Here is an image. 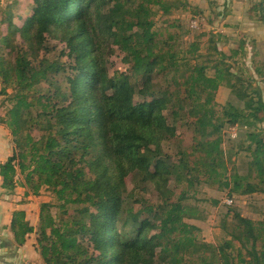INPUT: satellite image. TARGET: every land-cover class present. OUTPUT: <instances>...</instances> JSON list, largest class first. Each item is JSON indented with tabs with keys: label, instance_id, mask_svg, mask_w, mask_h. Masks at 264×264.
Listing matches in <instances>:
<instances>
[{
	"label": "trees",
	"instance_id": "1",
	"mask_svg": "<svg viewBox=\"0 0 264 264\" xmlns=\"http://www.w3.org/2000/svg\"><path fill=\"white\" fill-rule=\"evenodd\" d=\"M173 2L33 0L23 26L14 22L12 5L0 8V81L3 92L12 85L14 91L13 107L0 123L15 146L0 166L2 187L13 192L21 178L27 194L39 195L43 187L54 194L59 212L43 203L36 232L44 264H264V218L232 212L231 227L222 224L227 238L215 246L201 244V228L189 222L203 219L189 203L190 190L201 184L226 190L231 199L264 195V101L232 71L229 61H237L241 46L229 55L215 47L208 75L203 62L211 55L190 65L200 58L196 48L181 57L170 43L173 36L160 40L155 7L169 15L180 4ZM248 14L264 26V0ZM12 30L30 45L31 55L16 45ZM46 33L65 41L66 61L34 64V49L42 48ZM101 37L124 54L127 71L110 75ZM50 72L63 74L62 85L37 89ZM157 75L166 77L165 87L155 85ZM222 86L246 108L228 103L218 111ZM178 124L192 130L193 142L175 161L164 144L177 137ZM232 126L248 129L236 151L223 147ZM240 152L250 159L246 173L233 160ZM130 175L162 191L157 202L144 206L145 218L125 206ZM171 180L185 186L177 198L167 191ZM11 229L18 245L34 232L23 210L13 213Z\"/></svg>",
	"mask_w": 264,
	"mask_h": 264
},
{
	"label": "rangeland",
	"instance_id": "2",
	"mask_svg": "<svg viewBox=\"0 0 264 264\" xmlns=\"http://www.w3.org/2000/svg\"><path fill=\"white\" fill-rule=\"evenodd\" d=\"M166 1L167 3H174V0ZM204 1L192 0V2L198 3V5ZM248 1L247 8L239 7L235 9L228 3L213 4L212 7L208 4L207 7L201 8L200 5L197 7L190 5L188 0H179L180 4L177 2V6L174 5L169 15H163V10L156 6L153 16L154 30L159 33L160 40L162 41L170 35L173 36L170 43L178 45L181 57L189 56L190 51L196 48L195 55L200 58L188 61L190 65L199 63V60H203L205 57L211 55L210 57L212 58L203 62L210 66L207 71L208 75H213L211 65L216 57L215 47L229 55L233 49H238L241 46L237 61H229L233 65L232 71L247 78L245 88L250 95L255 97L260 92L264 101V26L261 22L254 19L252 14L251 16L248 14L249 10L260 0ZM186 2V8L182 7V3ZM7 5H12L13 20L16 25L23 26L26 19L32 15L34 3L33 0H0V8H5ZM235 10L239 14H232ZM1 17L0 14V19ZM194 23L195 26H193ZM3 30L8 33L6 26H4ZM13 32L12 30V36L16 45L28 51L31 55L33 51L30 49V45L24 41L20 33L16 32L13 34ZM100 40L106 46L105 54L108 60L107 64L110 75H118L127 71V65L123 60L124 54L118 47L109 42L107 37H101ZM65 44V41H62L60 38H54L46 33L42 48L37 46L34 49V51L38 50V59H31H33L35 65H38L40 59H46L48 62L66 61L67 57L64 55L67 51ZM7 59H9L8 56ZM181 69L186 70L187 67L182 65ZM50 83L52 84L50 85ZM62 83V73L50 72L47 80L42 82L37 89H41L44 92L49 90L54 91L55 87L57 85L61 86ZM165 84L166 77L157 75L155 85L163 88ZM3 88V84L0 81V117L5 115L14 104L13 100L11 102L14 96L13 85L6 88L5 92H3ZM136 98L139 99V96H136ZM216 103L218 111H222L223 107L228 105V103L241 109L246 108L244 101L233 95L224 86L220 87L216 94ZM233 127L236 128L238 136L232 138L230 130H228V133L224 135L225 141L223 147L226 150L233 149L236 151L234 147L237 146L238 142L245 140L248 129H239V126H232L231 128ZM34 134L36 136L39 135L38 131H35ZM192 142V130L183 124H178L177 137L173 138L170 143L164 144L165 150L170 153L168 158L178 161V151L180 149H190ZM233 160H236V167L241 173L247 172L250 159L245 152H240L238 155L235 154ZM18 181L22 182V179L19 178ZM168 183L167 191L174 198H177L181 190L185 188L184 184L180 181L171 180ZM40 192L49 198L48 203L56 205V207H53L52 212L54 215H57L59 208L52 191L43 187ZM161 192L153 183L145 182L139 177H132L130 175L127 178L125 206L134 207L135 213L145 218L147 216L142 212L144 206L151 202H157L160 194L162 196ZM190 195L189 203L199 207L203 213L202 220H189L190 223L198 225L201 228L200 243L203 245L215 246L227 238V232L222 224L227 221V228L231 227L232 212L234 211H238L243 216L255 220L264 218V195H234L232 196L234 203L227 205L224 201L230 197H228L226 190H218L205 184H201L194 190H190ZM150 222L151 230L155 231L157 223L153 220H150Z\"/></svg>",
	"mask_w": 264,
	"mask_h": 264
},
{
	"label": "crops",
	"instance_id": "3",
	"mask_svg": "<svg viewBox=\"0 0 264 264\" xmlns=\"http://www.w3.org/2000/svg\"><path fill=\"white\" fill-rule=\"evenodd\" d=\"M190 5L197 7H207L208 4L228 3L235 9L247 8L248 0H205L203 3H194L188 0ZM207 4V5H206ZM243 13V12H242ZM231 14V13H230ZM232 14H239L236 10ZM229 17V16H228ZM3 116V115H2ZM14 142L11 131L8 127L0 123V166L14 153ZM23 181H18L13 192H9L2 187V177L0 175V264H44L37 250V229L40 221V208L43 203H48L49 198L43 194H27ZM23 210L26 220L34 227V232L26 237L23 245H18L14 240L11 229L13 213Z\"/></svg>",
	"mask_w": 264,
	"mask_h": 264
},
{
	"label": "built area",
	"instance_id": "4",
	"mask_svg": "<svg viewBox=\"0 0 264 264\" xmlns=\"http://www.w3.org/2000/svg\"><path fill=\"white\" fill-rule=\"evenodd\" d=\"M193 26H195V23L193 24ZM230 128H231V127H230ZM230 128H229V130H230V136H231L232 138H236V137L238 136V133H237L236 128H235V127L231 128V129H230ZM224 202H225V204H227V205H232V204L234 203V200L231 199V198H229V199H226ZM25 264H33V263L28 262V263H25Z\"/></svg>",
	"mask_w": 264,
	"mask_h": 264
}]
</instances>
